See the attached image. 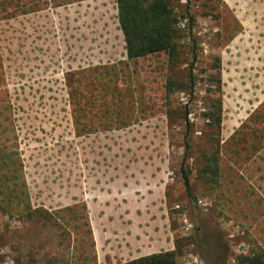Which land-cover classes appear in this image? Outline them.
Listing matches in <instances>:
<instances>
[{"label":"rangeland","instance_id":"1","mask_svg":"<svg viewBox=\"0 0 264 264\" xmlns=\"http://www.w3.org/2000/svg\"><path fill=\"white\" fill-rule=\"evenodd\" d=\"M162 2L128 42L118 0H0V264L264 254V0Z\"/></svg>","mask_w":264,"mask_h":264},{"label":"trees","instance_id":"2","mask_svg":"<svg viewBox=\"0 0 264 264\" xmlns=\"http://www.w3.org/2000/svg\"><path fill=\"white\" fill-rule=\"evenodd\" d=\"M119 7V23L121 30L128 40V42L135 39L140 41L143 38H154L158 34L155 32H171V37H174L175 31L172 26L176 24V20L172 18L167 12L162 0H152L151 3H147L144 0H118ZM162 34V33H161ZM168 62L170 65H175L176 60V46L171 44L168 48ZM194 85L193 77H189L187 83H177L172 78H167L165 84V90L167 94H172L178 91H186ZM214 167V168H212ZM212 171L213 178L217 179L218 169H217V158L211 160L204 168V173ZM182 179L184 181V186L186 190V195L189 201L190 208L192 210L193 216L196 218V204L191 193L190 182L187 174L182 169ZM197 219V218H196ZM198 227V231H202V228L195 223ZM204 232L202 231V236ZM200 247L202 244H207L208 247L211 246L210 237L205 235L200 239ZM225 259L227 258V250H225ZM216 261L212 264H216ZM123 264H178L176 252H163L159 254H154L147 257H142L136 260L128 261ZM221 264V263H219ZM240 264H264V254H257L249 258H243L240 260Z\"/></svg>","mask_w":264,"mask_h":264},{"label":"crops","instance_id":"3","mask_svg":"<svg viewBox=\"0 0 264 264\" xmlns=\"http://www.w3.org/2000/svg\"><path fill=\"white\" fill-rule=\"evenodd\" d=\"M160 252H158V253H156V254H159ZM154 255V254H153ZM147 256H151V255H147ZM147 256H141V257H137V258H135V259H133V260H136V259H139V258H142V257H147ZM130 261H132V260H130ZM124 263H126V262H124ZM123 264V263H122Z\"/></svg>","mask_w":264,"mask_h":264}]
</instances>
